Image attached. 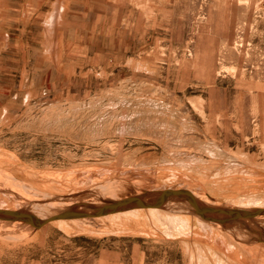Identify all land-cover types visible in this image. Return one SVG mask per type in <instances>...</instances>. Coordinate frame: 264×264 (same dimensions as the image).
<instances>
[{
    "label": "rangeland",
    "instance_id": "obj_1",
    "mask_svg": "<svg viewBox=\"0 0 264 264\" xmlns=\"http://www.w3.org/2000/svg\"><path fill=\"white\" fill-rule=\"evenodd\" d=\"M163 187L264 206V0H0V207ZM200 218L0 219V264H264V215Z\"/></svg>",
    "mask_w": 264,
    "mask_h": 264
},
{
    "label": "water",
    "instance_id": "obj_2",
    "mask_svg": "<svg viewBox=\"0 0 264 264\" xmlns=\"http://www.w3.org/2000/svg\"><path fill=\"white\" fill-rule=\"evenodd\" d=\"M169 199H182L188 202L191 210L203 219L226 222L234 219H248L264 215V206L241 207L224 206L200 201L188 188L163 187L156 190H144L117 198H103L98 203L79 201L55 210L46 216H39L26 208L0 207V219L22 221L33 229L40 228L49 221L63 218H92L133 208L161 207ZM258 232V238L264 239L263 227H249Z\"/></svg>",
    "mask_w": 264,
    "mask_h": 264
},
{
    "label": "bare ground",
    "instance_id": "obj_3",
    "mask_svg": "<svg viewBox=\"0 0 264 264\" xmlns=\"http://www.w3.org/2000/svg\"><path fill=\"white\" fill-rule=\"evenodd\" d=\"M51 31V30H50ZM204 200H206L207 201V199H204ZM76 201H79L77 198H72V199H69V200H67V201H65V203L66 204H69V203H73V202H76ZM83 201H92V200H90V199H83ZM205 201V202H206ZM204 202V201H203ZM148 208H151L152 210H159V208L160 207H148ZM148 208H144V209H148ZM133 209H138V208H133ZM133 209H128V210H125V211H129V210H133ZM55 210H53V211H47V212H40V213H37V212H35L36 214H38L39 216H46L47 214H49V213H52V212H54ZM125 211H119V212H114V213H110V214H116V213H120V212H125ZM131 213V212H130ZM174 215V214H173ZM257 216H261V215H257ZM100 217V216H99ZM170 217V216H169ZM174 217H177V215L175 216L174 215ZM199 218V217H198ZM71 219H79V218H71ZM176 219V218H175ZM201 219V218H200ZM199 219V220H200ZM58 221H65V220H67L66 218H63V219H57ZM198 220V221H199ZM201 220H203V219H201ZM179 221H181V220H179ZM203 221H205V220H203ZM200 223H201V221H199ZM206 222V221H205ZM215 223H217V222H215ZM262 223H264V222H262ZM261 225V224H260ZM244 236V235H243ZM247 236V235H246ZM200 250H202V249H200ZM196 253V252H195ZM198 257H199V260H198V264H205L206 263V258H205V256H204V254L203 253H199V255H198ZM195 260V259H194ZM218 264H229V263H227V262H224V261H222L220 258H219V261H218Z\"/></svg>",
    "mask_w": 264,
    "mask_h": 264
},
{
    "label": "crops",
    "instance_id": "obj_4",
    "mask_svg": "<svg viewBox=\"0 0 264 264\" xmlns=\"http://www.w3.org/2000/svg\"><path fill=\"white\" fill-rule=\"evenodd\" d=\"M44 116H47L46 114ZM63 117V116H62ZM62 117L60 116V113L58 112L57 115L55 116L54 120H55V123L57 124V126L61 125L63 126L64 123L62 122ZM46 118V117H45ZM134 136V134H130L129 137H132ZM129 158H130V155H129Z\"/></svg>",
    "mask_w": 264,
    "mask_h": 264
}]
</instances>
